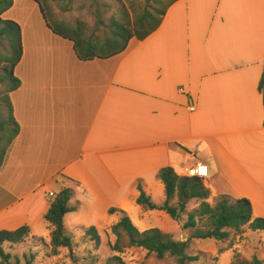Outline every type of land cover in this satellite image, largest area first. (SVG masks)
<instances>
[{
    "label": "crops",
    "instance_id": "1",
    "mask_svg": "<svg viewBox=\"0 0 264 264\" xmlns=\"http://www.w3.org/2000/svg\"><path fill=\"white\" fill-rule=\"evenodd\" d=\"M19 24L20 132L0 169V231L49 238L45 216L65 183L77 204L65 224L114 226L112 208L133 223L144 212L173 220L139 206L138 186L163 204L159 171L186 176L199 162L212 200L249 199L264 218V0H180L146 40L88 62L43 16Z\"/></svg>",
    "mask_w": 264,
    "mask_h": 264
},
{
    "label": "trees",
    "instance_id": "2",
    "mask_svg": "<svg viewBox=\"0 0 264 264\" xmlns=\"http://www.w3.org/2000/svg\"><path fill=\"white\" fill-rule=\"evenodd\" d=\"M38 4L43 19L49 29L57 36L70 41L78 59L84 62L106 60L123 54L132 40L144 41L155 33L163 23L168 10L180 0H127L109 18L108 30L103 37L88 35L79 22L76 26L55 20L49 12L46 0H33ZM14 0H0V42H7L9 48L2 55L3 73L0 89V169L20 132L19 124L14 117L11 94L21 87V81L15 75V69L23 57V34L19 23L5 19L4 14L12 9ZM259 92L264 102V70L259 83ZM158 179L165 188L166 200L159 205L153 202L139 184L137 204L147 211H164L174 221L182 223L184 231L192 230L193 234L186 240H176L171 234L157 228L140 231L124 211L112 208L110 214H119L120 220L112 226L111 232L117 237L112 246L115 252H122L119 241L123 236L128 239V246L146 250L163 260L167 256L176 258L177 264H190L199 260L198 256H189L187 250L194 240L228 241L232 234L242 235L249 227L252 231L264 232V218H254L252 203L246 198H234L231 195H220L216 202L211 201V191L205 181L198 177L178 175L172 168H163ZM73 189L66 183L51 202L45 219L51 227L50 247L52 254L67 249L71 257L75 256V242L69 234L65 217L77 210L71 205ZM196 206L189 210V205ZM31 229L23 226L14 231H0V257L4 264H10L12 256L4 251L6 244L16 246L25 242ZM97 246L100 236L95 227L87 230ZM121 262L120 258H115ZM18 261V260H17ZM19 264V261L16 263ZM26 264H30L27 262ZM239 264H264V260L254 257L251 261Z\"/></svg>",
    "mask_w": 264,
    "mask_h": 264
},
{
    "label": "rangeland",
    "instance_id": "3",
    "mask_svg": "<svg viewBox=\"0 0 264 264\" xmlns=\"http://www.w3.org/2000/svg\"><path fill=\"white\" fill-rule=\"evenodd\" d=\"M49 12L54 14L57 21H62L71 26L83 22L87 34L103 37L108 30L109 18L120 8L122 2L127 0H46ZM39 6L33 0H14L11 10L4 14L5 19L17 23L23 21L32 24L41 18ZM7 42H0V89L3 66L2 55L7 51ZM63 180V179H62ZM66 181V180H65ZM213 203L216 202L211 199ZM72 206L77 204L71 203ZM161 205V204H160ZM196 206L195 202L189 205V210ZM120 218V216H119ZM68 219V217H67ZM134 225L142 229L158 228L171 234L176 240H186L194 231H184L182 223L166 217L161 212H144L139 218L134 216ZM74 219L67 220L66 228L75 242L74 254L67 249H61L56 255L52 254L50 237L46 238L29 235L25 242L16 246L6 244L4 251L12 256L10 264H177L176 258L167 256L163 260L149 254L146 250L129 247L127 237L119 241L122 252H115L112 246L117 242V237L111 232L112 226L97 228L100 236V245L97 246L93 238L87 234L88 227L71 225ZM133 222V221H132ZM51 233V227L48 228ZM140 230V229H139ZM242 235L232 234L226 242L216 240H194L190 244L187 254L198 256L199 260L190 264H239L242 261H251L255 256L264 260V232L249 231L247 227ZM245 234V235H244ZM44 235V234H43ZM18 260V261H17ZM0 264L3 259L0 257Z\"/></svg>",
    "mask_w": 264,
    "mask_h": 264
},
{
    "label": "built area",
    "instance_id": "4",
    "mask_svg": "<svg viewBox=\"0 0 264 264\" xmlns=\"http://www.w3.org/2000/svg\"><path fill=\"white\" fill-rule=\"evenodd\" d=\"M190 110L195 111V106L191 105ZM186 173H187L186 176L198 177L200 179L206 180L209 177V168L207 165L199 162V163H196L194 167L186 169ZM49 197L54 198L55 194L50 193Z\"/></svg>",
    "mask_w": 264,
    "mask_h": 264
}]
</instances>
